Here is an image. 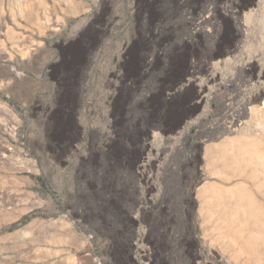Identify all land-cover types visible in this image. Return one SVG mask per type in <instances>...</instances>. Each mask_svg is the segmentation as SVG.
I'll use <instances>...</instances> for the list:
<instances>
[{
    "label": "rangeland",
    "instance_id": "1",
    "mask_svg": "<svg viewBox=\"0 0 264 264\" xmlns=\"http://www.w3.org/2000/svg\"><path fill=\"white\" fill-rule=\"evenodd\" d=\"M228 161L264 165V0H0L1 264H253L196 195Z\"/></svg>",
    "mask_w": 264,
    "mask_h": 264
},
{
    "label": "bare ground",
    "instance_id": "2",
    "mask_svg": "<svg viewBox=\"0 0 264 264\" xmlns=\"http://www.w3.org/2000/svg\"><path fill=\"white\" fill-rule=\"evenodd\" d=\"M241 27L239 26L238 27V30L240 31ZM73 47V46H72ZM81 45H74L73 48L70 49L69 51V55L71 56V59L70 61H68V64L65 65L66 67V71L70 74H72V71H71V66L74 65L75 63H77L79 60H80V55H81ZM81 61V60H80ZM247 102H243L241 104V107L238 109V113L240 114L242 111H246L247 110ZM241 116V114H240ZM60 124V123H59ZM258 125V123H257ZM262 125V124H260ZM60 127V126H59ZM59 129V128H58ZM243 136H241L242 138ZM260 138V137H259ZM235 139V138H234ZM256 139V138H255ZM255 139H252L250 138L249 136V141L248 142H251L250 144L247 143V145H251L252 144V149H253V144L252 143V140L255 141V143L257 142ZM241 140V139H240ZM238 139L237 140H234V141H237L236 142V145L238 144V142L240 143V141ZM245 140V138H244ZM242 140L241 144L244 143ZM246 142V140H245ZM232 143V140L231 142ZM235 144V142H233ZM233 144V145H234ZM235 145V147H236ZM240 145V144H239ZM246 145V146H247ZM255 145V144H254ZM232 146V145H231ZM242 146L244 147L245 146V143L243 145H241L240 147L242 148ZM258 146V145H257ZM227 147H230L227 146ZM234 147V146H233ZM232 147V148H233ZM247 147H250L251 146H247ZM246 147V148H247ZM226 148V147H225ZM225 148H221L218 150V158L222 159V160H225V159H228V160H231L230 157L232 156H229V154L225 151L226 149ZM246 148L245 151H246ZM229 149V148H228ZM249 149V148H248ZM257 149V148H255ZM230 150V149H229ZM235 151V154L237 156V154H239L241 152V150H236L234 149ZM206 152V155H209L213 150L211 148H208L207 150H204ZM247 152V151H246ZM253 152V151H252ZM242 153V152H241ZM251 153V151H249L248 155ZM254 153V152H253ZM247 154V153H246ZM255 154V153H254ZM253 154V155H254ZM205 155V154H204ZM240 155V154H239ZM251 155V154H250ZM251 155V156H253ZM235 156V155H234ZM250 156V157H251ZM255 156V155H254ZM257 156V155H256ZM255 156V157H256ZM253 158V157H251ZM235 160H237L236 158H233ZM232 161V160H231ZM236 162V161H235ZM207 164L208 166H212V164H214V160L213 159H209L207 161ZM231 164H234V163H231L230 161H228L225 165H227V168H226V173H224V175L218 179L217 182L213 181V182H210L208 183L205 187H203V189L197 191L196 195L198 196V198L203 202L204 200H207L208 198V206L210 208V210L212 211H217L219 210L218 214H219V217L221 218L222 222H224V227L227 231H229L230 229H238L243 233L244 230H247L245 232H249L250 234V231H253V230H257L258 231V240H261V237L264 236V165H256V166H253V168L251 167L249 170H246V167L242 168L241 166L240 167H233ZM236 165H238L237 163H235ZM240 165V164H239ZM238 165V166H239ZM248 168V167H247ZM248 173V174H247ZM247 182H251V183H254L255 185V189L256 191H258L260 193V195H262V202L261 201H256L255 200V196L252 198H248V205L250 206V208H248V206L246 204H244L245 206H247V210H244L243 212H241V208L240 206V201H241V195H239V192L241 190V188L243 187L242 184L244 183H247ZM245 186V185H244ZM243 189V188H242ZM247 190V189H246ZM248 195H249V192H247ZM241 194V193H240ZM245 196V194H244ZM250 197V196H249ZM234 198V199H232ZM247 198V196H246ZM244 197V199H246ZM232 199V200H231ZM243 199V197H242ZM232 202H231V201ZM233 200L236 201V203L233 205H231V203H233ZM201 202V203H202ZM231 202V203H230ZM220 203L222 204L221 205V208H220ZM244 206V208H245ZM219 207V209H217ZM243 208V209H244ZM246 211V212H245ZM243 215L245 217H243ZM59 223V222H57ZM57 223L55 224V227L57 226ZM43 229V228H42ZM46 229V228H45ZM23 230V229H22ZM31 230V229H30ZM232 231V230H231ZM235 233V232H234ZM238 233V232H237ZM236 233V234H237ZM257 236V237H258ZM35 237V236H34ZM242 237V236H241ZM257 237H255L254 235L251 237H248L246 238L247 240H255V238L257 239ZM32 238H33V235H31V232L29 231H25L19 235H12L11 238L9 239V241H13V242H19V241H25L27 243H31L32 241ZM234 238V237H233ZM245 238V237H243ZM241 238L242 240L241 241H244V239ZM36 239V238H35ZM8 240V239H7ZM43 240V239H42ZM46 241V240H45ZM240 241V240H239ZM264 241V239H263ZM34 242V241H33ZM38 242V241H37ZM255 243L257 242V240L254 241ZM253 242V243H254ZM260 242V241H259ZM44 243V242H43ZM50 243V241H49ZM252 243V242H251ZM21 244V243H20ZM245 244V243H244ZM246 244H247V241H246ZM249 244V243H248ZM262 244V242H261ZM46 245V244H45ZM258 245V244H257ZM256 246V244H255ZM259 246V245H258ZM261 250L259 249L257 252H260L259 254L260 255V258H259V255H257V259L259 258V260L255 261V259L253 260V264H264V243L263 245H261ZM28 247V246H27ZM254 247V246H253ZM245 248V247H243ZM249 248H250V245H249ZM252 248V246H251ZM255 249V248H254ZM258 249V248H257ZM256 249V250H257ZM36 250V249H35ZM47 250V249H46ZM65 249H63L62 252H64ZM67 250V249H66ZM61 251V250H59ZM57 251V253L59 252ZM55 252V251H53ZM250 252V251H249ZM33 253V251H32ZM37 253V251H36ZM52 253V252H51ZM56 253V252H55ZM51 257V259H55L57 257V253ZM41 254V253H40ZM45 255V254H43ZM42 255V256H43ZM62 255V254H61ZM40 256V255H39ZM41 256V257H42ZM50 257V255H48ZM4 254H3V251L0 250V264L2 263V258H4ZM46 257V255H45ZM48 257V258H49ZM248 257V256H247ZM251 257V256H250ZM43 258V257H42ZM61 258V257H60ZM255 258V257H253ZM58 260V259H57ZM46 263V262H45ZM242 263V262H241ZM247 264H250V263H247Z\"/></svg>",
    "mask_w": 264,
    "mask_h": 264
}]
</instances>
